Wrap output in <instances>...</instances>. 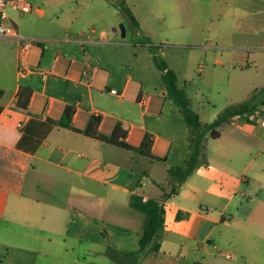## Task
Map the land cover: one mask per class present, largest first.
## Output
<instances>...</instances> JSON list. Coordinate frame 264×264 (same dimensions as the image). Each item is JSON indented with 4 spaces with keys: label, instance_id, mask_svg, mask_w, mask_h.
Segmentation results:
<instances>
[{
    "label": "crops",
    "instance_id": "1",
    "mask_svg": "<svg viewBox=\"0 0 264 264\" xmlns=\"http://www.w3.org/2000/svg\"><path fill=\"white\" fill-rule=\"evenodd\" d=\"M95 1L89 28L71 21L48 34L17 29L39 40L25 60L15 40L0 38L4 51L9 45L16 46L17 52L15 73L8 78L0 75V264H117L108 248L135 251L142 236L143 214L130 205L131 194L161 197L170 189L172 159L179 164L188 158L189 136L181 139L175 134L181 112L166 87L148 88L147 77L130 71L127 48L135 46L133 59L137 60L138 49H145L140 45L154 44L130 39L132 33L147 36L137 5L129 7L138 21L135 25L125 11L126 17L107 18L103 0ZM104 3L108 10L114 7ZM101 21L108 24L99 26ZM120 23L123 35L120 29L113 30ZM28 65L38 72L22 75L20 70ZM21 86L33 90L26 110L15 106ZM67 105L76 107L72 125L81 130L92 114H101L102 133L110 134L121 123L127 130L126 140L136 146L145 133L152 134V153L157 158L48 120L60 119ZM249 119L240 122L250 137L229 138L231 155L249 156L233 193L226 200L218 197L222 200L215 215L199 213L214 224L203 236L180 231L184 225L193 227L182 197L198 207L205 183H211L205 176L201 181L196 167L177 193L162 200L182 211L181 217L176 216L171 232L161 234L159 251L147 253L140 264H256L247 253L255 242H264V136L250 124L255 115ZM238 193L254 206L246 217L230 219L225 212ZM219 223L222 228L213 237ZM240 225L245 226L242 232H226ZM248 227L261 231H248Z\"/></svg>",
    "mask_w": 264,
    "mask_h": 264
},
{
    "label": "rangeland",
    "instance_id": "2",
    "mask_svg": "<svg viewBox=\"0 0 264 264\" xmlns=\"http://www.w3.org/2000/svg\"><path fill=\"white\" fill-rule=\"evenodd\" d=\"M29 1L33 5L31 12L20 13L10 8L7 10L11 22L22 32L45 34L50 33L53 27L64 26L71 21H74V25L79 22L89 28L90 23L87 21L90 19L91 6L97 2ZM107 1L111 3L110 0ZM107 1L102 2L105 4L104 10L108 13L107 18L113 15L126 17L121 4L127 7L136 4V12L147 36L132 33L130 39L139 43L148 40L154 43L150 44L153 45V51L149 45H140L145 49H138L137 60L133 59L135 46L127 48L125 56L128 54L131 73H140L147 77L148 88H152V85L165 88L161 71L148 55L149 52L157 53L177 72L178 85L185 89L189 105L201 122L213 121L225 107L245 101L255 90L264 87V0H137L127 3L123 0H113L111 4L114 7H109V10L106 9L108 3H104ZM82 21L85 23L82 24ZM107 24V21L98 22L99 26ZM4 50L3 42L0 41V75L8 78L16 71V46L7 45V52ZM261 111L258 112L264 113V105ZM251 116H239L234 118L238 119L236 121H227L218 127L219 139H206L199 157L197 173L201 181L205 176L210 178L211 183H205L204 199L198 207L192 199L182 197L181 202L189 207L187 219L193 227L187 228L184 225L180 229L181 232L203 236L214 223L199 213L215 215L218 211L216 205L222 200L218 197L226 200L233 193L249 156L246 153L241 156L231 155L229 138L250 137L240 121H250ZM250 124L255 125V130L264 136V121H253ZM174 128L175 134L181 139L187 138L191 133V127L182 114L177 116ZM174 161L172 159L171 162L174 165L184 164H175ZM155 166L157 169H163L161 163L156 162ZM247 200L249 199L238 193L227 208L226 217H246L254 206L253 201ZM240 203L241 208L238 209ZM164 208L165 225L160 232V238L161 234L171 232L176 220L177 209L168 205H164ZM220 228L222 224L219 223L211 235L218 237ZM248 228V231H261ZM244 229V225L233 226L226 232H242ZM247 255L251 260H255L256 264H264V242H255Z\"/></svg>",
    "mask_w": 264,
    "mask_h": 264
},
{
    "label": "trees",
    "instance_id": "3",
    "mask_svg": "<svg viewBox=\"0 0 264 264\" xmlns=\"http://www.w3.org/2000/svg\"><path fill=\"white\" fill-rule=\"evenodd\" d=\"M121 7L131 18L132 22L137 25L138 21L132 10L122 4ZM149 48L152 51L154 50L153 45L149 44ZM152 59L161 71V79L167 89L168 95L178 106L186 123L191 127L188 143L189 153L188 158L183 165L170 167V189L168 192L163 191L161 197H150L144 201L142 198L143 196L140 194H131L130 205L143 214L141 226L142 236L139 240V248L135 251H119L108 248L107 252L109 256L117 264H140L147 253L159 251L161 245L160 232L163 230L165 222V208L162 200L169 197L171 194L177 193L178 187L181 183L193 173L198 165L199 157L202 153L206 139L208 137L217 138L220 136L218 130L219 126L239 116L254 115L258 111H261V107L264 105L263 87L260 90H255L245 101L225 107L213 121L203 123L200 121L198 115L191 109L185 89L179 87L177 72L170 68L157 53H152ZM32 91V88L28 86H21L19 88L15 105L17 109L26 110L28 108ZM1 109L2 106H0V111ZM75 109V106L67 105L65 106L60 119L54 120L48 118V120L73 131L84 132L87 136L108 142L120 148L136 150L144 156L157 158V156L152 153V134L145 133L141 143L136 146L126 140L127 130L121 125V123H117L110 134L102 133L99 129V124L102 119L101 114H92L85 129L81 130L72 125V117ZM158 159L165 160V158L160 157H158ZM181 213L182 211L177 212V218L181 217Z\"/></svg>",
    "mask_w": 264,
    "mask_h": 264
},
{
    "label": "built area",
    "instance_id": "4",
    "mask_svg": "<svg viewBox=\"0 0 264 264\" xmlns=\"http://www.w3.org/2000/svg\"><path fill=\"white\" fill-rule=\"evenodd\" d=\"M18 10L20 13H28L33 10V5L29 0H0V38H10L17 42L19 47V54L23 60L28 57L31 46L39 42V40L26 37L20 34L16 26L10 21V16L7 12L8 9ZM38 72V68L30 65L22 67L20 73L22 75ZM43 77H46V72H41ZM111 92L116 93V89H111ZM262 112V111H261ZM255 113V122L262 123L264 121V113ZM143 200H147L143 196Z\"/></svg>",
    "mask_w": 264,
    "mask_h": 264
},
{
    "label": "water",
    "instance_id": "5",
    "mask_svg": "<svg viewBox=\"0 0 264 264\" xmlns=\"http://www.w3.org/2000/svg\"><path fill=\"white\" fill-rule=\"evenodd\" d=\"M117 28L120 29V31L122 32L121 34L123 35L124 34V25L122 23H120L119 26L118 25L114 26L113 30H117Z\"/></svg>",
    "mask_w": 264,
    "mask_h": 264
}]
</instances>
